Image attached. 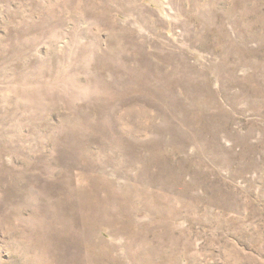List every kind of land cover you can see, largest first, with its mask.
I'll list each match as a JSON object with an SVG mask.
<instances>
[{
    "label": "rangeland",
    "instance_id": "rangeland-1",
    "mask_svg": "<svg viewBox=\"0 0 264 264\" xmlns=\"http://www.w3.org/2000/svg\"><path fill=\"white\" fill-rule=\"evenodd\" d=\"M0 264H264V0H0Z\"/></svg>",
    "mask_w": 264,
    "mask_h": 264
}]
</instances>
